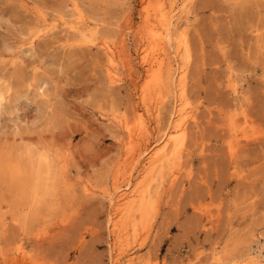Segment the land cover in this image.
Segmentation results:
<instances>
[{"label":"rangeland","instance_id":"rangeland-1","mask_svg":"<svg viewBox=\"0 0 264 264\" xmlns=\"http://www.w3.org/2000/svg\"><path fill=\"white\" fill-rule=\"evenodd\" d=\"M165 1L0 0V264H264V0L174 3L186 135L149 173L139 114L181 135L175 86L145 92Z\"/></svg>","mask_w":264,"mask_h":264},{"label":"bare ground","instance_id":"bare-ground-1","mask_svg":"<svg viewBox=\"0 0 264 264\" xmlns=\"http://www.w3.org/2000/svg\"><path fill=\"white\" fill-rule=\"evenodd\" d=\"M177 1L178 0H170L169 2L165 1V3H163V7H162V9H160V12H159L160 18L158 17L160 20L161 26L159 28H157V30L152 31L151 34L145 35V38H144V39H147V36H148V39H149L148 45H150V48H151L150 50H153V60L150 61L152 65H151L150 69L148 70V71L152 72V75L151 74L148 75L149 78L145 84L146 85L145 86L146 87L145 92H146V94L148 92H150L152 95V93L154 91L161 92L164 88H166V87L168 88L169 84H171V85L173 84L175 86V94H174L175 104H174V112L172 114L171 122L174 121L173 127H175V128L179 127L178 130L181 131V135H179L177 137L172 136L173 133H170L169 131L165 132L163 135H161L159 137L158 136V134H159L158 128H154V130H151L150 126L146 123V121L143 118L145 111L144 112L141 111L142 113L139 114V117H140L139 129H142V130L144 129L147 133L146 134L147 136L146 135L145 136L149 139H151L153 136H155L156 133H157V135H156V138L154 140V145H153L151 151H148V149L144 148V150L142 149L140 152H138V155H136V158H134V159H135V164H140L142 168H145V166L147 165L148 166L147 169H149V168L151 169V170L149 169L150 170L149 173L151 171H154L153 169H156L157 167L164 166L168 161H170L171 159L174 158L175 151H177L181 147V145L183 144V139L186 135V133H185V128H186L185 124L186 123H184L183 125H182V122L178 123V122H180V120H178V116L180 114L182 115V112H183L181 105H182V103L184 101V97H185L184 96V92H185L184 88L186 86V80H187L186 79L187 70H186V67L182 66L180 63V55H181V50H182V52L184 53V58L187 59L190 57V50H189V47L186 43V37H185L186 31H183L184 39H183V41H180L179 45L177 46V49L175 51H173V43H172L173 38H172V35L170 34V27H171L170 25L172 24V21H173L172 19L175 17V14L177 13L176 12L174 14V11H176L174 9V3H178ZM183 6L185 8L187 6V4L183 3ZM159 8H161V7H159ZM180 10H182V9H180ZM157 24H159V23H157ZM151 30H153V29H151ZM123 41L126 42V38ZM100 45L109 55L110 61L113 65L115 63V59H116L117 55L120 56L119 52L122 51L121 48L119 46H117L116 44L111 45L107 41H103ZM122 48H123V46H122ZM148 50H149V46H146V48L144 49V52L146 54L143 58L144 59V62L142 61L143 63H145L148 59ZM111 73H112L111 78L113 79V81L118 80V77L116 76V74H114L113 71ZM181 90H182V92H180ZM159 92H158V94H161ZM3 96H4V94L1 91L0 92V102L3 100ZM157 101H158V99H157ZM187 103L190 104L189 102H187ZM156 104H157V102H156ZM142 110H145V109L142 108ZM155 111H157V110H155ZM186 112H188V111H186ZM188 115H189V113H188ZM181 121H183V120L181 119ZM131 132H129V133H131ZM140 133H142V132H140ZM176 133L178 134V132H176ZM170 141L174 142L173 145L175 144L174 145L175 150H172V151L168 150L169 148H167V144ZM146 145H147V143H146ZM131 180L129 179L125 185L124 184L123 185L117 184L116 186H114L115 187L114 191L112 193L109 192L110 198L116 199L117 204H118L119 208L121 209V211H122V209H125L124 208L125 205H127L128 207H131L134 204H136L137 202L139 203L140 209H146L149 205V203L146 200L148 199V197L151 198V196H148V193L146 191H144V189H141L142 190L141 191L139 186L132 184ZM144 186L147 187L148 185L146 186L144 184ZM128 207H126V208H128ZM117 228H119V227H118V223L116 222L115 223V230L116 231L118 230ZM129 264H131V263H129Z\"/></svg>","mask_w":264,"mask_h":264}]
</instances>
